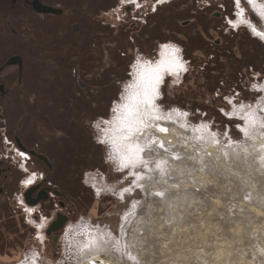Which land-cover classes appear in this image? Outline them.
<instances>
[{"label":"rangeland","instance_id":"374dc122","mask_svg":"<svg viewBox=\"0 0 264 264\" xmlns=\"http://www.w3.org/2000/svg\"><path fill=\"white\" fill-rule=\"evenodd\" d=\"M240 1L250 17L252 11ZM199 3L204 8L197 11ZM234 5L231 0H181L144 17L138 12L119 27L121 17H112L108 25L89 12L84 41L73 25L57 34L45 20L24 26L34 30V49H48L54 33L60 40L71 34L72 45L79 48L80 70L89 75L79 77L78 85L104 91L100 109L82 118L92 159L83 155L72 160L67 164L72 173L63 174L56 155L57 164L51 167L34 157L37 165L41 161L47 170L56 168L44 186L50 199L42 200L31 218L42 229L26 224L27 213L17 207L15 193L23 179L17 169L19 182L1 201L0 264H94L96 258L104 264H264V114L254 110L264 98V41L251 38L254 33L243 26L237 31L226 25L227 16L234 17ZM125 7L129 5H120L119 11ZM163 45L164 51L177 53L182 69L180 74L164 72L151 106L159 110V123H173L175 142H159L156 155L148 153L147 164L139 154L114 147L113 126L135 66L154 63ZM129 46L134 48L131 54ZM215 54L210 62L208 57ZM63 59L67 72L76 75L79 59L70 52ZM51 90L34 86L26 92L35 112L47 110L37 96L51 97ZM245 109L249 111L241 114ZM2 110L7 127L19 109L5 105ZM128 112L122 111L124 116ZM161 131L168 134L169 128ZM27 132L36 135L37 128ZM4 161L17 167L10 159ZM7 211L15 220L9 222ZM59 211L67 213V223L44 240L43 225L45 231ZM5 220L9 232L18 235L12 254L1 229Z\"/></svg>","mask_w":264,"mask_h":264},{"label":"flooded vegetation","instance_id":"af4514ba","mask_svg":"<svg viewBox=\"0 0 264 264\" xmlns=\"http://www.w3.org/2000/svg\"><path fill=\"white\" fill-rule=\"evenodd\" d=\"M134 1L131 2V0H0V103L3 102L4 104V106L2 103L0 104V110L2 111V113H3L2 108L3 107L5 108V105L11 106V107H16L17 105L19 110L24 109V105L22 106V101L20 104V101H17V99L16 100L12 99V95H13L12 90L15 84L17 82L23 81L24 75H26L27 64L25 63V59H24L23 47L24 46L29 47V46H33L34 44L35 45L37 44V41L33 37L32 34H24V33L21 34V32H31L30 28L27 29L26 27H24L25 25L29 23V25H27V27H29L32 20L39 19L42 21V18H43V20L49 22V24H51L53 27H55L56 24L62 27L67 26L68 24L70 27L74 26L77 29V31L83 32V36H84L85 32L87 31V27H88L87 17H88L89 12L96 13V16H98V18L101 21H105L106 23H108V25H109V22L112 21V17L114 19L115 16H119L121 18L119 19V21L117 20L118 22H116L117 23L116 26L119 27L120 26L119 23L126 22L125 19H130L132 18V16H136L138 12H142L141 16L144 17V16H147L148 14H152L155 10H157L158 7H161L166 4L173 3V2H178L181 0H159L156 3L152 2L154 0H139L138 2H134ZM255 1L258 6L256 4H253V5L250 4L249 0H245V3H247L248 8L252 11L251 16L249 17L247 15L248 11L246 7L243 6L241 1L239 5H237L236 0H231V2L235 4L234 12H233L234 17L231 18V16L230 17L227 16L229 23L226 25H229L231 27L230 28L231 30L233 28L239 29V26L242 30V26H243V28L245 27L249 32L254 33V35L250 33L253 37H255L256 39L260 38L261 40L264 41V38H262L260 35L255 34V32H259V33L264 32V3L260 2V0H255ZM126 3L129 5V7H125L123 8L122 11H119L120 5L122 4L124 5ZM134 3H138L141 5L139 7H135L133 6ZM199 5L203 6L202 3H199L196 6L197 11L204 8ZM115 6H117L118 8L114 9ZM39 8H49V9H52L53 11L42 13L38 11ZM240 9H242L243 12L241 11L239 13ZM146 10H149V12H147ZM222 14L223 13L220 12L219 10L218 20L220 22L222 21ZM240 15L241 17H239ZM247 18L250 21L247 20ZM139 21H143V18L139 19ZM253 29H255V32L253 31ZM32 31L34 32V30ZM53 32H56V30ZM70 35L71 34H68V37L64 36L60 40L57 38V35H55L54 33L55 37L54 39L51 38L50 41L52 44L57 43L59 46L61 44H68V43H71L72 45V43L74 42V39L72 38L73 36H70ZM172 53L173 52L169 50L164 51V45H163L159 51V57L154 63L152 62L145 63V62L139 61L138 64L135 66L131 81H129V83L126 85L127 88L126 89L124 88L125 89L124 97H123L124 101H126V96L128 95L131 87L135 84V81L137 80V76L139 75V73L143 71L147 72L148 70H152V69L158 70V75H159V81H158L157 88H156V95H153L152 97L155 100L157 95L160 92L159 84L164 75V72H167V69H168V70H175L174 72L178 73L179 72L178 69H182L181 64L176 59L177 57L173 55ZM167 56H168L167 59H169L172 56L169 59V61L171 60L170 62L173 65L178 66V67L175 68L174 66V68L171 67V68L164 69V59ZM63 58H64V55L56 59L58 66L60 67L61 66L64 67ZM208 59L210 62L214 61L216 59V54L215 56L208 57ZM178 74H180V72ZM13 76H15V78ZM31 79L33 80V78ZM117 107L118 106H116V109ZM118 115L119 114L116 115L115 121ZM0 116H1V112H0ZM95 121L97 123L100 122L97 120ZM4 127L6 129L5 130L6 135L8 137H11L8 131L9 127L8 126L6 127V123H4L3 119L0 118V131H3ZM103 127H104V124H103ZM84 130H86L85 127H83V131ZM18 138L19 136H17V134H13V136L11 137V139H13L14 142L19 146L18 141L21 144L22 142L20 141V139L17 141ZM101 141L102 140L100 139V142ZM24 150H27L29 153L31 151L28 149H24ZM2 153H4V146L0 139V157L1 158H2ZM42 181L43 180L33 185V186H36L40 182L42 183L40 187L35 188V190L32 192L31 194L32 199L36 198L39 190L43 188L44 186H46L45 185L46 181H43V182ZM18 182H19V176H18L17 169L10 168L4 160L0 159V208L2 207L1 201L4 200L7 190L11 189ZM92 184L93 183H90V186L94 189ZM60 202L64 203L63 201L59 200V203ZM23 205L26 207V211L29 214H31L35 210L33 207H30V206L28 207L25 204ZM28 219L31 221H25L26 224L30 225L35 230H37L38 226H40L41 227L40 229H42V225L37 224L35 226L34 225L35 221L31 218H28ZM1 224H2L1 229H3V231L5 232L3 234H5L10 239L11 233L7 229L8 222L5 220V221H2ZM45 225H47L46 222L43 226L45 227ZM44 227H43V230L41 231L43 232L44 240H46L47 236L45 234ZM39 235H40L39 233L35 235L36 241H38Z\"/></svg>","mask_w":264,"mask_h":264},{"label":"crops","instance_id":"0c3cea01","mask_svg":"<svg viewBox=\"0 0 264 264\" xmlns=\"http://www.w3.org/2000/svg\"><path fill=\"white\" fill-rule=\"evenodd\" d=\"M39 21L41 20L37 19V22ZM55 30L66 32V29L58 24H56ZM240 30L241 28L237 31ZM27 33L30 34V32ZM79 33L78 38L84 41L86 34L83 36V32ZM249 36L254 38L250 33ZM50 37L49 34V38ZM70 44L71 43L61 44L59 46L57 43H50L48 49L42 45L41 48L38 49H34V47L30 48V46L23 47L24 59L27 64L26 75H24L23 81L15 84L12 92L16 94L13 100H19L20 104L22 101L24 109L18 111L14 122L8 121L9 135L12 137L13 134H17V136H19L18 140L20 139L25 148L43 155L50 167L52 165L51 163H54L55 165L57 164L54 156L56 155L59 157V162H61L60 164L62 166L61 172L63 174L72 173L71 167L68 166L67 168V164L71 165L72 160L81 159L83 155V157L92 159L91 157L93 155L88 151L90 150L89 148L92 147V144L89 140L88 132L86 130L83 131L84 126L82 118L100 109L101 99L103 97L102 91H104L102 89H100L101 91L99 92L97 90L90 91L89 87L84 89L80 88L77 83L78 80L80 82L79 77H82L83 74L87 75V77L89 75L84 69H82L83 71L80 70L82 68V61L79 58L80 53L78 46L76 47ZM129 48V54H131V49L133 50L134 48L131 46H129ZM68 52H70L72 57L78 58L81 63V67H79V65L76 66V75L73 74L71 69L70 72H67V68H65L67 66L65 65L64 67H60L61 70H58L57 68L58 63L56 59L63 55L65 58ZM48 64H53V68L50 69ZM119 68L125 69V63L123 64L120 62ZM50 70L52 71L50 72ZM31 78H33V80ZM87 82L89 86L93 84V80H88ZM34 86L40 87L43 90L44 88H47V90H53L51 97L41 96V94L37 96L38 102L44 101L49 108H47L44 113L41 110L42 108H40L38 112H35V110L30 107L32 102L27 95H29L28 93ZM7 108L11 107L7 106ZM10 118L11 117H9V119ZM31 126L37 128V134H30V137L27 129ZM37 144H39V148L36 146ZM37 168H39L44 174L43 181L50 180L52 177L51 173L53 172L52 174L54 175L56 171L55 167H52L53 171L47 170L46 166L41 163V161H38ZM48 198L44 199V202H46ZM40 203H43V201L41 200ZM2 208H4V206ZM6 215L10 221L15 220V217L12 216L11 212L7 211ZM12 233L13 234H10L11 242L9 243L5 241L10 248V250H8L9 254L11 253L10 251H13L17 246L18 235L15 234V232Z\"/></svg>","mask_w":264,"mask_h":264},{"label":"bare ground","instance_id":"6f19581e","mask_svg":"<svg viewBox=\"0 0 264 264\" xmlns=\"http://www.w3.org/2000/svg\"><path fill=\"white\" fill-rule=\"evenodd\" d=\"M254 4H256V1ZM241 11L242 9L239 10V13ZM239 17H241V15ZM167 58L168 56L164 59V69L171 67L174 68L175 65L170 62L171 60L169 61L170 58ZM176 67L178 66H175V68ZM158 81V70L152 69L147 72H140L135 84L131 87L126 96L125 104L121 107V113L117 116L113 126L114 129L117 130V134L115 135L116 139L114 137L113 140L114 147H119L124 154H139L142 159H146V162L148 160L149 152H153L154 155H156V146L159 142L164 140H166V143L168 144H174L175 142L172 135L176 130L172 128L170 129L173 123H168L166 120L159 123L155 117L159 114L153 111L154 108L151 106V103L154 100L152 97L153 95H156ZM261 89L264 91V87ZM123 110L129 111L127 116H124V113H122ZM254 110L264 114V98L254 107ZM248 111L249 110L245 109L241 114H245ZM161 127H168L169 133L164 134V132L161 131ZM94 262V264H104V261L99 258L94 259Z\"/></svg>","mask_w":264,"mask_h":264},{"label":"built area","instance_id":"2783aa9c","mask_svg":"<svg viewBox=\"0 0 264 264\" xmlns=\"http://www.w3.org/2000/svg\"><path fill=\"white\" fill-rule=\"evenodd\" d=\"M132 1H134V0H131V2ZM138 1L139 0H135L134 2H138ZM154 1H152V2L156 3L159 0H154ZM140 5L141 4L134 3L135 7H139ZM0 112H1L0 118L3 119V121L5 123L4 116L2 115V111L0 110ZM5 130L6 129L4 127V130L0 131V139H1L3 146H4V153H2V158L0 157V159H2V160L10 159L11 161L15 162L17 165L16 169H18L19 171H21L23 173V179H21V181H20L19 189L16 191L15 197H17L16 198L17 207H19L21 210H23L24 212L27 213L25 215L26 221H31L28 218H32L33 216H35V214H34L35 210L31 214H29L26 211V207L23 204H25L28 207L30 205H28L25 202L24 193L28 188L33 186L35 183L43 180L44 174L39 168H37V161L35 160V158L27 150L20 148L14 142L13 139L9 138L6 135ZM29 181H30V183H29ZM50 196H51V194H50ZM37 205L30 206V207H33L35 209V207Z\"/></svg>","mask_w":264,"mask_h":264},{"label":"water","instance_id":"95a60500","mask_svg":"<svg viewBox=\"0 0 264 264\" xmlns=\"http://www.w3.org/2000/svg\"><path fill=\"white\" fill-rule=\"evenodd\" d=\"M38 11L43 13V12H49V11L52 12L53 10L49 9V8H39ZM17 141H18V139H17ZM18 144L22 149H26L19 141H18ZM30 153L34 157H37L39 160L47 163L46 158L43 155H40L39 153H37L35 151H30ZM41 185H42V183H39L38 185L30 187L26 190L24 197H25V202L28 205L35 206V205L39 204V202L41 200L48 198L47 189H49V188H46V187L41 188L39 190L36 198H34V199L31 198V194L35 190V188L40 187ZM59 205L64 207V203H62V202H60ZM68 219H69V216L66 213L59 211L56 218L48 224V226L45 230L46 236H49L52 233H56V232L60 231L64 227V225L67 223ZM56 239H57V236H54L53 241H56Z\"/></svg>","mask_w":264,"mask_h":264},{"label":"snow or ice","instance_id":"6c2138e0","mask_svg":"<svg viewBox=\"0 0 264 264\" xmlns=\"http://www.w3.org/2000/svg\"><path fill=\"white\" fill-rule=\"evenodd\" d=\"M236 2H237V5H239V3H240V0H236ZM249 3L250 4H254L255 3V0H249ZM253 31L255 32V29H253ZM255 34H257V35H260L262 38H264V33H259V32H255ZM163 131H166V129H162ZM101 143H103V141H101ZM162 146V145H161ZM126 166V165H125ZM29 183H30V181H29ZM158 195H159V193H158Z\"/></svg>","mask_w":264,"mask_h":264},{"label":"trees","instance_id":"16d2710c","mask_svg":"<svg viewBox=\"0 0 264 264\" xmlns=\"http://www.w3.org/2000/svg\"><path fill=\"white\" fill-rule=\"evenodd\" d=\"M8 242H9V243L11 242V238H10V239H8Z\"/></svg>","mask_w":264,"mask_h":264}]
</instances>
